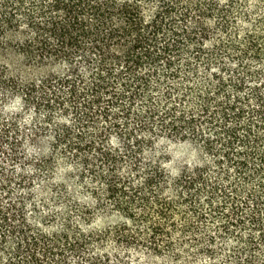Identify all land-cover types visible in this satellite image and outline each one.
<instances>
[{
  "label": "trees",
  "instance_id": "trees-1",
  "mask_svg": "<svg viewBox=\"0 0 264 264\" xmlns=\"http://www.w3.org/2000/svg\"><path fill=\"white\" fill-rule=\"evenodd\" d=\"M0 264H264V0H0Z\"/></svg>",
  "mask_w": 264,
  "mask_h": 264
},
{
  "label": "rangeland",
  "instance_id": "rangeland-1",
  "mask_svg": "<svg viewBox=\"0 0 264 264\" xmlns=\"http://www.w3.org/2000/svg\"><path fill=\"white\" fill-rule=\"evenodd\" d=\"M11 109H15V107L11 106ZM164 147L168 151V156L170 158V162L167 164L168 168L173 172H176L180 168V164L187 163L192 164L197 160V153L189 144L178 143V142H167L164 143ZM111 220L115 219H104L99 218L96 222L98 225L107 224ZM156 258H151L150 261H156Z\"/></svg>",
  "mask_w": 264,
  "mask_h": 264
}]
</instances>
